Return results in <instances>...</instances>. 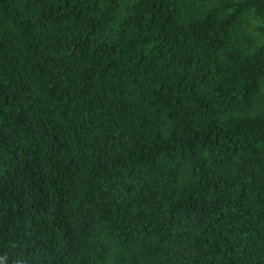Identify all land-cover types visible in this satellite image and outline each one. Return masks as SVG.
Listing matches in <instances>:
<instances>
[{"label": "trees", "instance_id": "obj_1", "mask_svg": "<svg viewBox=\"0 0 264 264\" xmlns=\"http://www.w3.org/2000/svg\"><path fill=\"white\" fill-rule=\"evenodd\" d=\"M0 264H264V0H0Z\"/></svg>", "mask_w": 264, "mask_h": 264}, {"label": "rangeland", "instance_id": "obj_2", "mask_svg": "<svg viewBox=\"0 0 264 264\" xmlns=\"http://www.w3.org/2000/svg\"><path fill=\"white\" fill-rule=\"evenodd\" d=\"M260 20L252 12H247L243 19V32L245 34V44L249 47L254 46L259 41V34L256 31Z\"/></svg>", "mask_w": 264, "mask_h": 264}]
</instances>
